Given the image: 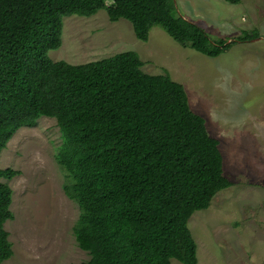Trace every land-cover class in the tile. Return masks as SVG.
I'll return each instance as SVG.
<instances>
[{"label": "trees", "instance_id": "trees-1", "mask_svg": "<svg viewBox=\"0 0 264 264\" xmlns=\"http://www.w3.org/2000/svg\"><path fill=\"white\" fill-rule=\"evenodd\" d=\"M100 9L110 21L128 20L139 40L158 25L209 57L259 36L254 29L212 38L179 15L174 0H0V151L20 127L41 116L56 120L55 160L79 207L72 231L89 255L78 264H197L188 220L231 181L219 141L191 110L183 85L167 71L144 72L130 50L80 64L49 57L61 44L63 17ZM18 174L0 168V264L13 255L4 223L14 218L2 179Z\"/></svg>", "mask_w": 264, "mask_h": 264}, {"label": "rangeland", "instance_id": "rangeland-1", "mask_svg": "<svg viewBox=\"0 0 264 264\" xmlns=\"http://www.w3.org/2000/svg\"><path fill=\"white\" fill-rule=\"evenodd\" d=\"M174 3L179 15L212 38L235 39L254 29L259 36L209 57L182 46L158 25L146 41L139 40L128 20L110 21L100 9L87 17H63L61 44L49 57L80 64L130 50L144 72L167 71L181 83L191 110L219 141L223 172L231 181L188 220L197 264H264V0ZM60 144L56 120L41 116L34 126L17 129L0 151V168L20 171L2 179L12 189L14 214L4 223L13 255L2 264H78L89 258L73 235L79 207L63 188L68 177L55 160Z\"/></svg>", "mask_w": 264, "mask_h": 264}]
</instances>
